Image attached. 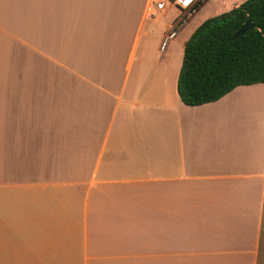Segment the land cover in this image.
Here are the masks:
<instances>
[{
  "label": "crops",
  "instance_id": "0c3cea01",
  "mask_svg": "<svg viewBox=\"0 0 264 264\" xmlns=\"http://www.w3.org/2000/svg\"><path fill=\"white\" fill-rule=\"evenodd\" d=\"M153 1L0 0V264H264V84L177 94L246 0Z\"/></svg>",
  "mask_w": 264,
  "mask_h": 264
},
{
  "label": "trees",
  "instance_id": "16d2710c",
  "mask_svg": "<svg viewBox=\"0 0 264 264\" xmlns=\"http://www.w3.org/2000/svg\"><path fill=\"white\" fill-rule=\"evenodd\" d=\"M247 21L252 28L234 38ZM255 84H264V0H246L196 28L184 46L177 94L196 107Z\"/></svg>",
  "mask_w": 264,
  "mask_h": 264
},
{
  "label": "built area",
  "instance_id": "2783aa9c",
  "mask_svg": "<svg viewBox=\"0 0 264 264\" xmlns=\"http://www.w3.org/2000/svg\"><path fill=\"white\" fill-rule=\"evenodd\" d=\"M203 0H160L153 1L158 9H163L166 5L175 7L178 9L192 8Z\"/></svg>",
  "mask_w": 264,
  "mask_h": 264
},
{
  "label": "water",
  "instance_id": "95a60500",
  "mask_svg": "<svg viewBox=\"0 0 264 264\" xmlns=\"http://www.w3.org/2000/svg\"><path fill=\"white\" fill-rule=\"evenodd\" d=\"M252 28V23L251 21H247L245 24H243L239 30H237L234 34V38L239 37L240 35H243L247 30Z\"/></svg>",
  "mask_w": 264,
  "mask_h": 264
}]
</instances>
